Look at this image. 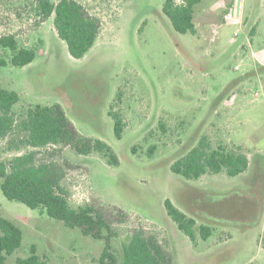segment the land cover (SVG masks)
<instances>
[{"label": "rangeland", "instance_id": "rangeland-1", "mask_svg": "<svg viewBox=\"0 0 264 264\" xmlns=\"http://www.w3.org/2000/svg\"><path fill=\"white\" fill-rule=\"evenodd\" d=\"M34 1L0 0V37L13 35L18 47L36 52L23 67H0V86L21 95L16 113L60 103L81 135L102 139L118 158L108 165L69 146L37 149L63 167L70 201L98 209L116 232L114 246L140 230L173 264H264V0H201L192 13L195 33L186 34L173 30L165 0H76L101 23L79 59ZM228 11L232 20L224 21ZM11 54L0 47L8 61ZM109 111L124 123L119 140ZM11 138L19 136L0 138V147ZM200 141L244 153L247 169L198 179L173 173L170 165ZM165 199L209 225L211 235L192 243L166 214ZM0 214L22 231L5 264L27 257L32 245L49 264H97L103 241L8 200L1 188Z\"/></svg>", "mask_w": 264, "mask_h": 264}, {"label": "trees", "instance_id": "trees-1", "mask_svg": "<svg viewBox=\"0 0 264 264\" xmlns=\"http://www.w3.org/2000/svg\"><path fill=\"white\" fill-rule=\"evenodd\" d=\"M200 1L174 3V0H165L162 12L175 32L195 33L192 13ZM34 5L42 20L53 17L57 36L65 43L72 58H82L94 45L101 23L80 2L35 0ZM0 47L12 52L9 61L0 56V67L8 64L23 67L36 56L35 50L18 47L13 35L1 36ZM20 101L21 95L17 91L0 86V138L13 134L19 136L17 140L9 139L6 147H0V153L16 151L12 156L0 160V188L5 198L21 202L30 209H39L65 226L78 228L83 235L103 241L104 247L97 264H173V258L158 240L140 230L127 235L117 246L112 245L116 232L111 224L94 206L72 203L61 183L64 173L59 161L39 157L36 151L49 145H64L81 155L98 154L106 164L117 165L118 158L111 146L102 139L81 135L60 103H35L16 113L14 106ZM109 115L113 121L114 137L119 140L124 123L117 112L109 111ZM25 148L31 150L18 153ZM58 148L57 156L61 151ZM247 167L248 158L244 153L223 146L207 149L206 144L200 141L176 159L170 165V170L186 179H198L207 172H225L228 176H236ZM164 208L192 243H196L198 236L205 240L211 235L209 225H197L193 217L187 216L169 199L164 200ZM21 241L19 226L0 214V264H5L6 256L19 248ZM29 252L27 257L17 259V264H49L45 257L37 254L34 245Z\"/></svg>", "mask_w": 264, "mask_h": 264}, {"label": "built area", "instance_id": "built-area-1", "mask_svg": "<svg viewBox=\"0 0 264 264\" xmlns=\"http://www.w3.org/2000/svg\"><path fill=\"white\" fill-rule=\"evenodd\" d=\"M176 3H181L183 0H175ZM232 20V13L231 11H228L227 13L224 14V21H231ZM237 35V33L235 34Z\"/></svg>", "mask_w": 264, "mask_h": 264}]
</instances>
